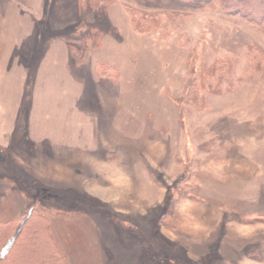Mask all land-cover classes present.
I'll use <instances>...</instances> for the list:
<instances>
[{
  "label": "rangeland",
  "instance_id": "obj_1",
  "mask_svg": "<svg viewBox=\"0 0 264 264\" xmlns=\"http://www.w3.org/2000/svg\"><path fill=\"white\" fill-rule=\"evenodd\" d=\"M256 213L264 27L210 0H0V264H264Z\"/></svg>",
  "mask_w": 264,
  "mask_h": 264
},
{
  "label": "trees",
  "instance_id": "obj_2",
  "mask_svg": "<svg viewBox=\"0 0 264 264\" xmlns=\"http://www.w3.org/2000/svg\"><path fill=\"white\" fill-rule=\"evenodd\" d=\"M189 1H195V0H189ZM210 4L211 6H213V8H216L217 10L223 12L226 15L238 16L239 19L253 26L264 27V0H210ZM133 22L135 25L137 24L136 26H138L139 25L138 23H141V20L139 21L134 20ZM144 28L147 29V27H144ZM146 29L142 31L145 32ZM90 31H93V30L90 29ZM228 71L229 70L226 69L220 74L212 73V75L214 74V80H215L214 84L212 85L216 86L217 84L218 86L219 84H222L227 79H230L229 77H231L232 75H230ZM209 84L207 85V87L209 86ZM192 93H193L192 94L193 96H196L194 92ZM257 220L264 222V215L259 216ZM32 253L33 252L30 251V254L25 253V256L23 255L21 257L11 259L12 261L11 264H17V261L20 262V264H35V263L44 264L43 262H39V260H33ZM6 255L7 254H5V256ZM4 261H6V258L3 260V262Z\"/></svg>",
  "mask_w": 264,
  "mask_h": 264
},
{
  "label": "crops",
  "instance_id": "obj_3",
  "mask_svg": "<svg viewBox=\"0 0 264 264\" xmlns=\"http://www.w3.org/2000/svg\"><path fill=\"white\" fill-rule=\"evenodd\" d=\"M83 111V110H82ZM33 123H35V122H33ZM64 123L65 122H63V125H64ZM36 124V123H35ZM65 124H67L68 125V123H65ZM70 136L67 134V136H58V138H54L53 137V143H55V144H59V143H61V144H72L73 142H72V139H70L69 138ZM79 143L80 144H82L83 142L82 141H79ZM79 150H80V148H79ZM82 151V150H81ZM83 153H85L84 155H86V152H82V153H79V154H77L78 156H80V155H82ZM71 154L72 153H70L69 155L67 154V156L68 157H71ZM89 156V154H87V157ZM59 157H61V154H59ZM80 159H83L82 157L81 158H79V160ZM82 166H84V165H82ZM83 170V169H82ZM258 216H263L264 215V213H256Z\"/></svg>",
  "mask_w": 264,
  "mask_h": 264
}]
</instances>
